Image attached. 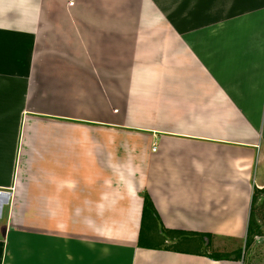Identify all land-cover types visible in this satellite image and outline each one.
I'll list each match as a JSON object with an SVG mask.
<instances>
[{
	"label": "crops",
	"instance_id": "1",
	"mask_svg": "<svg viewBox=\"0 0 264 264\" xmlns=\"http://www.w3.org/2000/svg\"><path fill=\"white\" fill-rule=\"evenodd\" d=\"M255 189L264 0H0V264H246L181 244L246 241Z\"/></svg>",
	"mask_w": 264,
	"mask_h": 264
},
{
	"label": "trees",
	"instance_id": "2",
	"mask_svg": "<svg viewBox=\"0 0 264 264\" xmlns=\"http://www.w3.org/2000/svg\"><path fill=\"white\" fill-rule=\"evenodd\" d=\"M260 196V191L255 189L253 200H252V210L249 220L248 235L246 239V248H250L255 240L262 238L264 236V203L261 206L258 205V200ZM159 217L157 211L153 205L152 200L149 196L145 197L144 208H143V231L144 228H154L158 223ZM151 242L144 233H141L139 240V247L151 249ZM237 259H241L242 250L236 251ZM212 259L223 260L230 259L229 256L222 255H211Z\"/></svg>",
	"mask_w": 264,
	"mask_h": 264
},
{
	"label": "rangeland",
	"instance_id": "3",
	"mask_svg": "<svg viewBox=\"0 0 264 264\" xmlns=\"http://www.w3.org/2000/svg\"><path fill=\"white\" fill-rule=\"evenodd\" d=\"M202 244L205 246L204 249L209 247L208 250H210L212 254L218 252L224 255L234 254L237 250H242L243 256L245 255L244 259H246V264H264V236L255 240L250 248H246V241L232 243L218 242V245H216L214 241L211 243L209 240H205L203 243L201 241H192L191 243H182L181 245L191 250H198L202 248Z\"/></svg>",
	"mask_w": 264,
	"mask_h": 264
},
{
	"label": "built area",
	"instance_id": "4",
	"mask_svg": "<svg viewBox=\"0 0 264 264\" xmlns=\"http://www.w3.org/2000/svg\"><path fill=\"white\" fill-rule=\"evenodd\" d=\"M0 195H3V194H0ZM4 198H7V197H4ZM2 205L0 207V217H1V213H2V208H3V201H1Z\"/></svg>",
	"mask_w": 264,
	"mask_h": 264
},
{
	"label": "water",
	"instance_id": "5",
	"mask_svg": "<svg viewBox=\"0 0 264 264\" xmlns=\"http://www.w3.org/2000/svg\"><path fill=\"white\" fill-rule=\"evenodd\" d=\"M0 194H3L2 192H0ZM3 196L4 197H8V194L7 193H5V194H3Z\"/></svg>",
	"mask_w": 264,
	"mask_h": 264
},
{
	"label": "bare ground",
	"instance_id": "6",
	"mask_svg": "<svg viewBox=\"0 0 264 264\" xmlns=\"http://www.w3.org/2000/svg\"><path fill=\"white\" fill-rule=\"evenodd\" d=\"M0 196H1V195H0ZM1 201H3V199H0V207H1V205H2Z\"/></svg>",
	"mask_w": 264,
	"mask_h": 264
}]
</instances>
